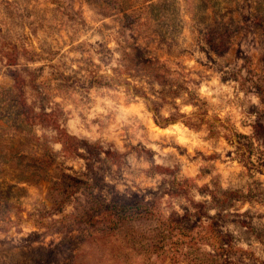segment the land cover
<instances>
[{
  "label": "rangeland",
  "instance_id": "1",
  "mask_svg": "<svg viewBox=\"0 0 264 264\" xmlns=\"http://www.w3.org/2000/svg\"><path fill=\"white\" fill-rule=\"evenodd\" d=\"M109 17L113 23L93 34L116 29L112 38L120 44L115 50L120 58L111 74L101 65L112 63L113 49L103 41L92 45L80 40L97 18ZM90 51L100 64L85 55ZM126 54L136 61V73L124 70ZM193 58L195 65L189 67L187 61ZM16 72L25 80L28 103L36 112L49 113V121L25 120L16 103ZM216 76L220 85L232 88L231 99L227 92L214 93L220 104L210 103L198 91ZM184 94L183 103L196 109L190 116L179 112L175 103ZM250 95L260 103L248 101ZM137 97L145 102V122L127 115L133 123L124 124L120 145L85 135L92 126L99 125L98 131L108 127L103 121L123 115L113 109L127 108ZM105 100L112 102L107 115L99 113L89 121L85 113L97 104L107 108ZM224 106L240 108L248 117L241 127L250 128L249 134L237 131L231 116L221 119L214 114ZM166 107L176 111L165 119L160 111ZM148 114L157 128L182 121L195 132L206 130V141L223 136L233 147L225 155L241 171L230 173L226 188L221 187L220 174L209 181L211 188H197L181 175L184 165L176 154L161 155L144 142L174 148L179 156L187 154L174 137L149 139ZM137 125L144 139L132 131ZM37 126L55 135L30 139ZM65 133L75 138L67 139ZM56 137L67 141L63 159L48 147L49 142H61ZM194 151L189 163L200 159L207 165L200 167L197 178L211 175L215 164L210 162L220 160V154ZM14 156L24 157L27 166L16 168ZM157 158L162 163L157 164ZM68 159L77 164L65 163ZM18 173L25 176L17 179ZM33 173L41 177L35 180ZM141 175L145 180L162 178L153 189L137 182ZM261 177L264 0H0V264H264ZM67 188L73 191L68 197ZM193 188L211 195L212 202H196ZM166 196L185 199L196 211L180 204L181 216L171 203L162 208ZM213 207L217 211L210 216ZM61 213L65 215L60 221L45 222ZM29 222L33 230L20 235L23 228L17 225ZM12 227L16 235H6ZM242 242L248 248L240 247Z\"/></svg>",
  "mask_w": 264,
  "mask_h": 264
},
{
  "label": "clouds",
  "instance_id": "2",
  "mask_svg": "<svg viewBox=\"0 0 264 264\" xmlns=\"http://www.w3.org/2000/svg\"><path fill=\"white\" fill-rule=\"evenodd\" d=\"M86 16L91 17L93 13L86 12ZM187 19V17H185ZM93 21L90 19L89 23H92ZM113 18L109 17L107 19L103 18H97V22L94 23L92 31L88 32L87 34L81 35L80 40L87 41L89 44L95 45L96 41H103L106 43L108 48L113 49L112 53V63L105 68L103 65H101V70L111 74V70L113 68L118 67L117 61L120 58V53L118 51H115L117 48L120 47V44L117 43L116 39H113L112 37L116 34V29L113 28L112 31L104 32L103 35L101 34H93L95 32L96 28H101L103 24H112ZM118 27V25H117ZM79 43V41H77ZM123 43V41H121ZM66 51V49L64 50ZM85 55L91 56V59L95 61L96 64H100V58L94 54V52H88ZM196 56L200 59H204V56L200 52H196ZM59 59V57H57ZM189 67H193L195 65V58L192 60L187 61ZM31 67L35 68L37 65L33 64ZM73 68L76 67L75 64L72 65ZM135 83V81H133ZM219 85V87H213ZM199 93L202 97L208 98L210 100V103L212 104H220L221 101L218 99H214V93H220V92H227L228 93V99H231L232 97V88L228 85H220L219 83V76H216L211 81H205L200 88L198 89ZM122 94V93H121ZM94 95V93H93ZM239 97L241 99L244 98V93L240 92ZM186 98V94L184 96H181L180 98H177L175 103L179 105V112L188 114L189 116L191 113L196 111L194 107L191 105H185L183 103L184 99ZM57 100L59 97L56 98ZM155 99V97H153ZM248 101H250L253 104H259L260 100L259 97L250 95L248 98ZM137 103L130 105L129 107L125 108L123 105L119 107V109H113L114 111H118L122 113L123 115H117L114 121H103V117H101V120L108 125V127L97 130L100 126L95 125L92 126L90 133H85V135H91L93 138L103 136L105 139L109 140H115L117 145H120V139L119 137H122L123 132V126L124 124H132V120L127 119V115L134 114L137 117L140 118L141 122H145V115H142V112H144V104L145 102L140 98H136ZM102 103H105L107 105V108L100 107L99 104L95 105L90 112H86L85 115L89 117V121L92 117L97 116L99 113H104L107 115V110L112 108V102L111 101H102ZM68 107H71V105H68ZM51 111V108L48 109ZM67 110V109H66ZM37 111L39 109L37 108ZM176 111V109H172L169 107H166L164 109H161L160 116L162 118H168L172 112ZM213 113H210V116ZM214 114L218 115L223 119L225 116H231L232 123L235 125V129L239 132L249 134L250 128L248 127H241V120H246L248 117L244 116L241 113V110L238 106H224L223 110H215ZM147 127L150 129L149 139L150 140H157L161 136H167V137H174V142L179 144L180 146L187 148V154L186 156H179L178 153H176V150L174 148H164L161 149L158 145L151 143H148V140H145L144 142L147 144L148 147L155 149L156 152L160 153L161 155H166L169 152L174 153L178 156L179 160L183 162V169H182V176H185L190 179L191 182H193L197 188L203 187L205 184H209V181L212 180L214 176L217 174H220L222 176L221 180V187L226 188L227 187V179L230 176V173H235L241 171V167L239 164L235 163V161L230 160L225 153L229 151H233V147L226 142L223 139V136L218 141H206L203 138L207 136V131L202 129L200 132H195L193 130H190L189 128L185 127L184 123L182 121H177L175 124H172L166 129L157 128L154 124L151 122L150 114H148L147 118ZM137 126H135L132 131L135 132L137 139H144L143 135L137 131ZM35 134L37 137H42L44 134H47L48 136H54V132H50L46 129H42L40 126H37L35 128ZM136 140H133L132 143H135ZM167 143V141H165ZM216 144L215 147H213V144ZM48 147L50 148L51 152L54 154H60L58 156V159H63V152H64V144L62 142H49ZM123 150V149H121ZM194 150H200L205 155H210L211 153H219L220 154V160H216L210 163L215 164V170L212 172L211 175L202 176L199 177V169L201 166H207L203 160L197 159L193 163H189V158L191 156H194L196 153ZM81 152L84 151L83 148L80 149ZM221 160L226 161V163H221ZM67 164H73L74 166L77 164V161H74L72 159H68L65 161ZM156 163L160 164L162 163L161 159L157 158ZM147 167V165H145ZM162 177L157 176L155 180H145L143 175H141L139 178H137V182L141 184L142 187H151L155 188L157 183ZM261 179H264V177H261ZM209 187L211 188V184H209ZM121 191L123 190V186H120ZM191 195L193 199L196 202H202V201H208L209 203L212 202L211 195L205 194L201 195L196 188H193L191 190ZM35 198V197H33ZM171 203L172 208L175 209V211L180 214L181 216L184 215L183 210L179 207L180 204H186L188 205L191 212L196 211L190 204H188V201L185 199H170L169 197H164L163 201H161V207L167 208L168 204ZM245 208L248 207V205L244 206ZM244 209H241L243 211ZM67 212L72 211L71 208L66 210ZM170 209L168 212H165L164 217L167 218V215L170 214ZM217 209L216 208H210L208 210L210 216H215ZM65 215V213H61L60 215L56 216H50L45 221L46 223H55L60 221L61 216ZM17 227L23 228V232L20 233V235H26L28 232L33 230L32 224L29 222L27 224H19ZM6 235L12 236L16 235V227H12L11 233H8ZM242 248H248V245L245 243H241L239 245ZM257 255H260V252H257Z\"/></svg>",
  "mask_w": 264,
  "mask_h": 264
},
{
  "label": "trees",
  "instance_id": "3",
  "mask_svg": "<svg viewBox=\"0 0 264 264\" xmlns=\"http://www.w3.org/2000/svg\"><path fill=\"white\" fill-rule=\"evenodd\" d=\"M125 56L126 57L122 58L124 70L130 71V73H136L137 72V69H136L137 68V63H136V61L133 58H131L129 55H127V54ZM13 78H14V81H15V87L14 88L16 90V96H17L16 103L20 106L21 113L24 115L25 120L28 121V122H31L33 124H36V123H44V122L49 121V119H48V117L50 115L49 113H46V112H36L34 110V108L28 103L27 99L25 98V89H24V86H23L25 80L20 75V73H18V72L14 73L13 74ZM61 134L63 136V131L61 132ZM65 134H67L66 135L67 136V139H69V138H75L72 135H69L68 133H65ZM29 138L32 139V140H38V139H40V137H37L36 135H30ZM55 139L60 140L64 145L67 144V141L65 139H63V138H57L56 137ZM23 159H24V157L23 158H19V157L14 156V159L13 160H15V162H18V164L15 163L16 164L15 165L16 168L19 169V168H23V167H26L27 166L26 163H25L26 166L24 165V162L22 161ZM32 159L40 160V157H37V158L32 157ZM23 171L24 170H21V172H23ZM33 174H34V177L33 178L35 180H38L41 177V174L40 173H33ZM23 176H25V175H23V173L16 174V178L17 179H20ZM72 192L73 191L71 189L67 188L66 191H65L66 196L68 197V196L72 195L73 194ZM90 196L93 199H96L97 198V196L93 192L90 193Z\"/></svg>",
  "mask_w": 264,
  "mask_h": 264
}]
</instances>
